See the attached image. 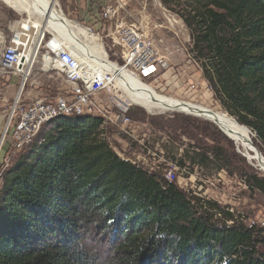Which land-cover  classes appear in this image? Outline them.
Returning a JSON list of instances; mask_svg holds the SVG:
<instances>
[{"label":"trees","instance_id":"16d2710c","mask_svg":"<svg viewBox=\"0 0 264 264\" xmlns=\"http://www.w3.org/2000/svg\"><path fill=\"white\" fill-rule=\"evenodd\" d=\"M188 3L214 98L264 146V0ZM101 123L59 116L5 169L0 264H264L263 226L122 158ZM248 183L264 193V178Z\"/></svg>","mask_w":264,"mask_h":264},{"label":"rangeland","instance_id":"374dc122","mask_svg":"<svg viewBox=\"0 0 264 264\" xmlns=\"http://www.w3.org/2000/svg\"><path fill=\"white\" fill-rule=\"evenodd\" d=\"M121 1L124 2L123 20L139 21L145 24V28L147 25L156 40L158 52L168 61V68L158 71L155 77L140 78L153 86L159 94L228 114L214 98L209 83L203 77L201 63L204 62L196 54L192 30L184 20L185 12L190 9L188 0ZM57 4L62 14L74 24H89L103 35V52L110 60L120 62L119 48L109 46L110 39L104 36L109 31L111 20L104 19L103 13L105 8L114 7L111 0H57ZM51 16L43 19L41 26L40 18L36 21L34 14L17 12L0 0V48L8 41L11 35L10 26L15 21L29 18L35 22L36 29H48L44 22ZM58 32L72 38L59 29ZM38 56L40 55L37 54L36 57ZM44 65L47 66L46 63ZM41 66V63L34 62L25 81L21 80V75L17 77L15 95L20 87L21 90L15 99H53L69 90L62 74L55 69ZM7 72L11 71H4V74ZM120 94L118 92L115 98L103 91L96 94L107 103L109 111L105 124L101 123L103 137L119 156L158 174L176 166L174 183L181 190L205 201L217 203L245 225L264 227V193L248 183L252 175L264 178V171L260 169L257 161L246 158L242 146L216 124L211 116L202 113L196 115V112L186 110L151 111L140 103L131 102L124 92ZM113 99L118 106L129 105L124 113L127 120L122 117L115 120V116L121 111L111 102ZM189 105L188 108L194 106ZM108 116L111 120H108ZM6 123L5 115L0 132V188L1 175L21 153L20 150L13 149L8 132L1 141ZM244 127L254 150L264 157V146L253 144L254 134ZM201 129H208L214 134L213 137H205ZM213 152H217L218 157H214Z\"/></svg>","mask_w":264,"mask_h":264},{"label":"built area","instance_id":"2783aa9c","mask_svg":"<svg viewBox=\"0 0 264 264\" xmlns=\"http://www.w3.org/2000/svg\"><path fill=\"white\" fill-rule=\"evenodd\" d=\"M120 1L118 0L114 7L105 8L103 18L112 22V37L121 40V45L115 46L119 48V53L123 54V67L129 68V71L140 80H142L140 76L148 79L153 78L158 71L168 68V61L158 52L156 40L147 25L145 28V24H129L132 22L123 24L124 3H120ZM105 12L110 13L112 17L107 16ZM29 25L27 23V28L24 29L21 24L7 41V46L2 52L0 51V69L27 77L31 66L28 67L24 63L33 64L32 50L45 48V51L40 54L42 67L57 70L71 85V88L53 99L39 97L28 101L15 99L12 102L6 114L7 123L1 141L8 132L14 150H21L32 145L39 139L44 125L59 116H76L97 112L101 115L105 114L102 121L105 124L107 120L105 118L109 112L106 107L108 105L96 94L103 91L110 93L115 98L118 92L121 94L124 92L116 75L104 67L103 63L108 62L107 55V60L104 59L102 62L103 58L97 54L84 51L86 47L83 45L84 38L74 37L70 41L61 38L60 35L54 33V30L36 29ZM80 26L84 29V36H88V33L100 36V33L89 24L81 23ZM77 45H82L84 52L79 50ZM83 55L84 58H82ZM92 57L95 59V63H93ZM117 66L119 65L117 64ZM111 102L121 111L115 116V120L120 117L127 120L124 113L129 105L125 107L119 104V107L116 100L113 99ZM108 120H111V117ZM131 162L138 164L134 161ZM140 166L143 168L142 165ZM176 168L174 166L173 169H167L159 175L167 182H174Z\"/></svg>","mask_w":264,"mask_h":264},{"label":"bare ground","instance_id":"6f19581e","mask_svg":"<svg viewBox=\"0 0 264 264\" xmlns=\"http://www.w3.org/2000/svg\"><path fill=\"white\" fill-rule=\"evenodd\" d=\"M2 1L6 6L14 9L17 12L26 11L30 14H34L36 17V21L38 18H40L39 23L41 24V26H43L42 20L52 15L50 19H46L44 22V24L48 25V30H54V33H57V35H60L61 38L70 40V41H72L74 37L84 38L85 41L83 42V45L86 46L84 51L90 52L92 54L94 53L97 54L98 56L103 58L101 59L102 62H104V59L105 61L107 60L106 54H104L102 50L105 45L103 35L100 34L101 36L100 37V36H95V35H92L91 33H88V36H84V29L74 24L70 19H67L62 14L61 9L60 8L58 9L57 0H2ZM111 1L114 4V6L117 5L118 0H111ZM120 3H124V2L120 1ZM105 14L109 17H112V15L108 12H105ZM122 22L123 24H125L126 21L122 20ZM27 23L30 24L29 26H34L35 22L31 21L29 18H24L21 21H15L14 25L10 26L11 35L13 34L14 31H16L19 28L21 24H22V27L26 29ZM126 23H129V22H126ZM129 24H141V23L139 21H135V22L133 21L132 23H129ZM112 27H113L112 22H110V27L108 31L109 36H108V32L105 33L104 35L105 37L112 39L110 40L111 43H109L108 45L112 47L117 44L121 45V40L119 38L116 39L112 37L111 35ZM58 29L64 32L65 34L70 35L72 38L68 36L65 37V35L58 32ZM10 37L8 40H10ZM101 41H102V45H101ZM6 46H7V42H4L0 48V51L2 52ZM77 48L83 51L82 45L80 46L77 45ZM44 51H45V48H40L39 50H32L31 58L35 59L34 58L35 55L37 54L40 55ZM92 54L90 55L93 56ZM119 54H120L119 63L116 62V60L110 61V59L108 58L107 60L108 62L103 63V64H104V67L108 69L113 75H116V78L119 80V85L122 86L126 97H128L131 102H134L136 104L140 103L142 107L146 108L147 110H151V111L153 109H159L162 112L169 111V110H181V111L186 110L188 112H196L194 113L196 115L202 113V114L211 116L214 119V122L216 124L221 126L222 129L226 131L236 141L238 145L242 146L243 154L246 156V158L257 161L260 169L264 171V157L260 153L254 150V147L249 139L248 131L243 125H240L234 118H232L225 112H222V111L217 112V111H214L208 108H204L203 106H200L197 103L178 100L176 98L164 96L162 94L157 93L153 86L140 80L136 75H133L129 71V68L123 67V60H122L123 54L122 53H119ZM82 58H84V55L82 56ZM29 60L31 59L29 58ZM40 60H41V56H40ZM92 60H93V63H95V59L93 57H92ZM24 64L28 67L32 66V64L30 63H24ZM117 64L119 66H117ZM29 73H30V69L27 73V76L29 75ZM16 74L18 76L21 75L19 73H16ZM22 79L24 80L26 79V77L21 75V80ZM70 88H71V85H69V89ZM20 90H21V87L16 94L17 97H18V93L20 92ZM189 104H192L194 106L188 108L190 106ZM90 115L99 116L102 118V121L104 120V116H105V114L101 115V114H98L97 112L91 113ZM100 126H102V124ZM101 136L103 137V133Z\"/></svg>","mask_w":264,"mask_h":264},{"label":"crops","instance_id":"0c3cea01","mask_svg":"<svg viewBox=\"0 0 264 264\" xmlns=\"http://www.w3.org/2000/svg\"><path fill=\"white\" fill-rule=\"evenodd\" d=\"M39 57L40 56L35 57L33 63H41V60L38 59ZM17 77L18 75L14 72H7V74H4V70H0V132L8 108L15 100V88L18 82Z\"/></svg>","mask_w":264,"mask_h":264}]
</instances>
